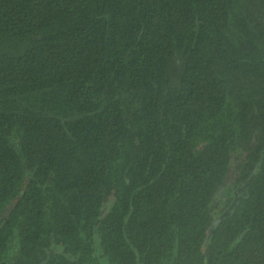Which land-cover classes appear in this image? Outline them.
Segmentation results:
<instances>
[{"label": "trees", "instance_id": "1", "mask_svg": "<svg viewBox=\"0 0 264 264\" xmlns=\"http://www.w3.org/2000/svg\"><path fill=\"white\" fill-rule=\"evenodd\" d=\"M101 259L264 264V0H0V264Z\"/></svg>", "mask_w": 264, "mask_h": 264}, {"label": "water", "instance_id": "2", "mask_svg": "<svg viewBox=\"0 0 264 264\" xmlns=\"http://www.w3.org/2000/svg\"><path fill=\"white\" fill-rule=\"evenodd\" d=\"M251 178H249L243 186L239 187L236 193H240L242 191L245 190V188L247 187V185L249 184ZM239 201L238 196H235V198L232 200V202L230 203V205L224 210V212L218 216L211 224L210 227V232L213 231L214 227L219 224L220 220L223 219L231 210L232 208L236 205V203ZM242 236V235H241Z\"/></svg>", "mask_w": 264, "mask_h": 264}, {"label": "rangeland", "instance_id": "3", "mask_svg": "<svg viewBox=\"0 0 264 264\" xmlns=\"http://www.w3.org/2000/svg\"><path fill=\"white\" fill-rule=\"evenodd\" d=\"M233 184V179H232V173L230 172L228 174V177L226 178L221 190H220V195H222L224 192L227 191V188H229ZM101 263L104 264V261L101 259Z\"/></svg>", "mask_w": 264, "mask_h": 264}]
</instances>
